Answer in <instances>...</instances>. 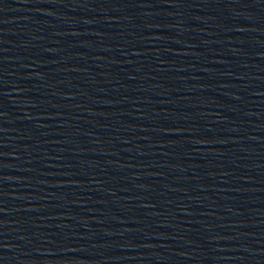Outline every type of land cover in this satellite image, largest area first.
I'll list each match as a JSON object with an SVG mask.
<instances>
[{
	"label": "water",
	"instance_id": "95a60500",
	"mask_svg": "<svg viewBox=\"0 0 264 264\" xmlns=\"http://www.w3.org/2000/svg\"><path fill=\"white\" fill-rule=\"evenodd\" d=\"M0 58L88 264H264V0H0Z\"/></svg>",
	"mask_w": 264,
	"mask_h": 264
}]
</instances>
